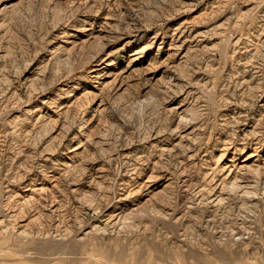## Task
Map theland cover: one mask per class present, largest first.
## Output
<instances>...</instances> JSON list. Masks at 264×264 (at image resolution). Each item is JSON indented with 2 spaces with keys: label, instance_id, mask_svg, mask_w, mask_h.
Wrapping results in <instances>:
<instances>
[{
  "label": "rangeland",
  "instance_id": "obj_1",
  "mask_svg": "<svg viewBox=\"0 0 264 264\" xmlns=\"http://www.w3.org/2000/svg\"><path fill=\"white\" fill-rule=\"evenodd\" d=\"M0 264H264V0H0Z\"/></svg>",
  "mask_w": 264,
  "mask_h": 264
}]
</instances>
